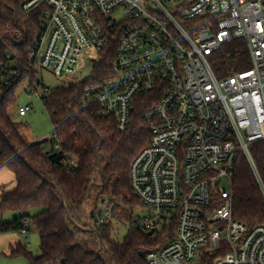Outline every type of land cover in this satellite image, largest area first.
I'll return each instance as SVG.
<instances>
[{"label": "built area", "instance_id": "2783aa9c", "mask_svg": "<svg viewBox=\"0 0 264 264\" xmlns=\"http://www.w3.org/2000/svg\"><path fill=\"white\" fill-rule=\"evenodd\" d=\"M22 9L40 13L26 72L64 81L88 67L86 80L96 79L83 105L95 104L121 133L139 97L155 98L144 115L150 143L130 168L137 208L145 211L131 226L164 243L146 252V263L264 264V224L249 229L236 220L233 195L240 155L264 195L251 150L264 142V0H23ZM238 39L252 66L219 78L210 56ZM6 59L16 65L11 52ZM102 59L108 62L97 75ZM19 74L0 72V87ZM32 111L20 107L19 115ZM60 149L56 141L63 158ZM112 210L103 202L96 223L111 222ZM24 225L27 237L30 221Z\"/></svg>", "mask_w": 264, "mask_h": 264}, {"label": "trees", "instance_id": "16d2710c", "mask_svg": "<svg viewBox=\"0 0 264 264\" xmlns=\"http://www.w3.org/2000/svg\"><path fill=\"white\" fill-rule=\"evenodd\" d=\"M22 2L0 0V72L20 73L11 85L0 87V170H11L17 181L16 189L1 199L0 216L9 211L21 215L12 222H1L0 234L22 232L28 219V233L35 229L39 235L40 253L36 255L18 243L10 257L23 256L28 264H147L146 252L162 246L161 238L135 230L130 215L124 219L129 224L127 233L118 241L112 221L99 225L96 216L100 201L113 206L112 218L120 207L133 212L139 205L131 188L130 168L150 143L144 115L155 98L139 97L131 126L121 133L114 119L98 114L95 104L83 105L85 88L96 79L94 75L83 82L58 86L42 98L55 139L29 143L9 117L17 103V88L27 80L32 86L36 82V73L25 68L40 33V13L24 12ZM9 52L16 64L12 67L6 59ZM107 62L102 59L95 74L100 75ZM210 62L219 78L252 66L243 39L224 44L210 56ZM56 141L63 158L55 155ZM46 144L51 150L44 152ZM251 150L264 182V142L254 144ZM66 157L76 162L73 168L63 164ZM233 184L234 218L249 229L264 224V195L243 155L238 158ZM117 218L123 219L122 213Z\"/></svg>", "mask_w": 264, "mask_h": 264}, {"label": "rangeland", "instance_id": "374dc122", "mask_svg": "<svg viewBox=\"0 0 264 264\" xmlns=\"http://www.w3.org/2000/svg\"><path fill=\"white\" fill-rule=\"evenodd\" d=\"M36 73V72H35ZM91 73L87 67L82 72L75 75H69L64 81L59 80L56 76L48 71H39L33 74L36 77V82L31 85L30 80H27L23 85H20L16 91L17 103L9 111V117L13 123L17 124L20 134L26 138L29 143H42L53 138L54 129L50 117L45 109L42 98L45 93L61 85H68L70 83H77L85 81ZM31 106L33 111L26 117L19 115L20 107ZM47 151L51 150L50 144H46ZM103 202L98 203L99 211H101ZM92 209L90 207L89 211ZM38 212V211H33ZM145 211L137 207L131 211L128 208H118L115 213V218H112V226L115 231V237L118 241H122L128 230L126 220L130 215L141 216ZM122 213L123 219H118L117 215ZM20 214L15 212H6L2 218V222H12ZM9 236L0 235V264H28L23 256L10 257ZM21 241L27 246L28 250L34 254L40 253V238L37 232L33 230L26 238L24 235L19 237Z\"/></svg>", "mask_w": 264, "mask_h": 264}, {"label": "crops", "instance_id": "0c3cea01", "mask_svg": "<svg viewBox=\"0 0 264 264\" xmlns=\"http://www.w3.org/2000/svg\"><path fill=\"white\" fill-rule=\"evenodd\" d=\"M44 152H47V150L44 149ZM16 187H17V181H16L15 174L7 168L1 169L0 170V203H1V199L4 195V193L14 191L16 189ZM1 222H2V218H0V223ZM33 230H35V229H32L30 231V233H32ZM35 232H37V231L35 230ZM0 235H8L9 236V238H8L9 248H10L9 252H11L12 247L16 246L18 243H22L23 245H25L21 241L22 239L19 238L23 235L22 232H20V233H6V234H0Z\"/></svg>", "mask_w": 264, "mask_h": 264}, {"label": "water", "instance_id": "95a60500", "mask_svg": "<svg viewBox=\"0 0 264 264\" xmlns=\"http://www.w3.org/2000/svg\"><path fill=\"white\" fill-rule=\"evenodd\" d=\"M104 247V245H103V243L101 242V248H103Z\"/></svg>", "mask_w": 264, "mask_h": 264}]
</instances>
